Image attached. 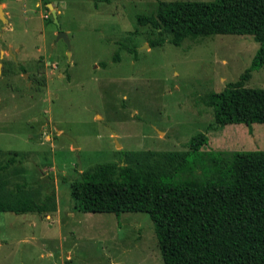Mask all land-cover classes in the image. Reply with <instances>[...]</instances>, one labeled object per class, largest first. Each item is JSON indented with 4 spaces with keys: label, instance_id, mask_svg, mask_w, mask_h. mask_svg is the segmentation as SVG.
I'll use <instances>...</instances> for the list:
<instances>
[{
    "label": "rangeland",
    "instance_id": "obj_1",
    "mask_svg": "<svg viewBox=\"0 0 264 264\" xmlns=\"http://www.w3.org/2000/svg\"><path fill=\"white\" fill-rule=\"evenodd\" d=\"M160 1L179 0H0V150L28 152L26 182L51 176L57 204L0 212V264H163L146 213L76 211L71 183L125 152L186 150L213 121L200 98L236 81L258 45L223 35L149 47L158 34L136 19ZM245 87L264 88V67ZM207 134L202 151L264 150L263 124Z\"/></svg>",
    "mask_w": 264,
    "mask_h": 264
},
{
    "label": "trees",
    "instance_id": "obj_2",
    "mask_svg": "<svg viewBox=\"0 0 264 264\" xmlns=\"http://www.w3.org/2000/svg\"><path fill=\"white\" fill-rule=\"evenodd\" d=\"M136 22L158 34L149 47L237 35L252 37L258 48L236 81L200 98L213 121L186 150L129 151L116 164L79 172L71 183L74 210L146 213L163 264H264V150L202 151L210 131L242 124L250 133L253 124L264 125V88L245 87L264 67V0L160 1ZM29 155L0 150V212L52 215L53 178L41 173L26 182Z\"/></svg>",
    "mask_w": 264,
    "mask_h": 264
},
{
    "label": "water",
    "instance_id": "obj_3",
    "mask_svg": "<svg viewBox=\"0 0 264 264\" xmlns=\"http://www.w3.org/2000/svg\"><path fill=\"white\" fill-rule=\"evenodd\" d=\"M47 7H48V9H49L50 12H51L52 19H53L54 23H55L56 25H58L56 10H55V9L53 8V6L50 5V4H47ZM0 19H1L3 22H6L1 8H0ZM58 39H63L66 43H68V40H67L66 35H65L64 33H62V32H59V33H58ZM69 140H70V141L72 142V144H73L72 147L76 148L77 146H76V144L74 143V141H73L72 139H70V138H69Z\"/></svg>",
    "mask_w": 264,
    "mask_h": 264
},
{
    "label": "crops",
    "instance_id": "obj_4",
    "mask_svg": "<svg viewBox=\"0 0 264 264\" xmlns=\"http://www.w3.org/2000/svg\"><path fill=\"white\" fill-rule=\"evenodd\" d=\"M2 4H4V3H2ZM4 5H5V4H4ZM4 8H6V6H4ZM4 8H2V11H3V13H4L6 16H8L7 12H4V11H5ZM58 12H59V11L56 10V13H57V14H58ZM4 17H5V16H4Z\"/></svg>",
    "mask_w": 264,
    "mask_h": 264
},
{
    "label": "built area",
    "instance_id": "obj_5",
    "mask_svg": "<svg viewBox=\"0 0 264 264\" xmlns=\"http://www.w3.org/2000/svg\"><path fill=\"white\" fill-rule=\"evenodd\" d=\"M45 18H47V16H45Z\"/></svg>",
    "mask_w": 264,
    "mask_h": 264
}]
</instances>
